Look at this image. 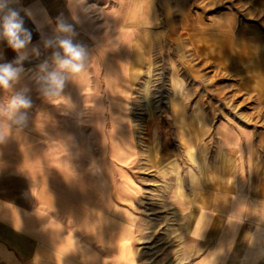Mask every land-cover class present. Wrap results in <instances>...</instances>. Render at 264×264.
<instances>
[{"label":"crops","instance_id":"crops-1","mask_svg":"<svg viewBox=\"0 0 264 264\" xmlns=\"http://www.w3.org/2000/svg\"><path fill=\"white\" fill-rule=\"evenodd\" d=\"M235 2L209 22L191 12L190 0H173L181 14L177 22L190 25L193 39L223 61L226 76L238 80L223 90L231 91V107L254 106L257 122L264 123V0ZM163 3L167 0H7L0 15L7 9L19 13L24 45L16 48L0 34V64L18 70L7 87L0 85V264H146L139 251L145 215L137 212L141 192L132 167L131 120L123 117L120 125V117L112 118L111 147L105 148L101 128L89 131L93 115L82 110L103 106L98 92L95 100L83 99L91 84H47L56 97L47 99L41 84L26 85L19 77L43 71L49 77L57 65L66 75L77 64L79 74L87 75L88 61L109 58L105 31L110 37L133 24L139 28L137 43L146 44V26L162 23V17L167 21ZM63 41L81 57L66 52ZM39 59L48 65L34 68ZM64 60L71 64L61 66ZM57 105L64 115L56 116ZM74 109L79 111L73 114ZM102 119L96 116L95 122ZM72 123L85 126L72 132L67 126ZM214 131L222 177L217 186L207 167L202 173L209 180L188 186L189 195L176 193L177 234L205 248L206 255L191 264H264V129L231 114ZM71 139L95 142L90 147L80 142L73 150L60 142Z\"/></svg>","mask_w":264,"mask_h":264},{"label":"rangeland","instance_id":"rangeland-1","mask_svg":"<svg viewBox=\"0 0 264 264\" xmlns=\"http://www.w3.org/2000/svg\"><path fill=\"white\" fill-rule=\"evenodd\" d=\"M235 1L190 0L191 12L203 15L210 22L236 6ZM164 10L167 13L166 23L162 17V23L146 26L145 38L141 35L146 44L140 39L141 43H137L139 28L131 26L133 24L120 27L110 37L105 31L104 49L105 53L108 51L109 58L105 55L104 60L88 61L85 67L87 75H81L80 70L73 68L65 75L57 65L49 77L43 74L44 71L29 72L19 77V81L26 85L41 84L47 99L56 98L55 93L47 88V84H53V76L60 81L59 85L91 84L92 90L88 88L83 99L95 100L93 94L98 92V104L103 99V106L82 110L84 115H93V121L90 120L93 123L86 124L89 131L101 128L105 148L111 147L110 137L116 125L112 118L120 117L117 120L121 121L120 125L125 121L123 117L131 120L136 137L132 167L141 192L137 212L145 215L140 256L146 264H191L205 256L206 252L204 247L197 246L185 235L177 234L179 220L174 216L177 210L176 193L185 196L190 190L188 186H200L204 179L209 180L208 173H202L207 167L212 171L210 179L216 177V185H219L224 162L217 154L214 131L217 121L232 114L242 117L247 125L253 127L264 129V123L257 122L254 106L231 107L233 102L227 100L231 91L226 93L223 90L235 87L233 82L238 80L235 76H226L223 61L214 54L209 56L207 45L198 44L196 38L193 39L190 25L185 27L177 22L181 14L176 12L173 0L162 4V16L165 15ZM131 36L132 41L136 39L133 43ZM143 46L145 51L140 49ZM130 56L132 59H128ZM47 62L46 59H39L34 68L47 66ZM70 94L78 100L75 97L77 93ZM64 111L56 106V116L64 115ZM77 111L79 109H74L73 114ZM96 116H102V124L95 122ZM67 126L75 132L85 124ZM60 142H64L65 148L73 150L82 141L71 139ZM94 142L84 140L82 143H88L90 147V143Z\"/></svg>","mask_w":264,"mask_h":264},{"label":"clouds","instance_id":"clouds-1","mask_svg":"<svg viewBox=\"0 0 264 264\" xmlns=\"http://www.w3.org/2000/svg\"><path fill=\"white\" fill-rule=\"evenodd\" d=\"M7 0H0V13H3L6 8ZM19 13L12 9H7L6 14L0 15V29H2V35L9 38V42L16 48L23 47L24 40L19 36V33L24 31L23 22L18 18ZM63 47L66 52L70 53L74 58L79 59L81 57V52L77 51L68 41H63ZM59 56V53H57ZM71 62L64 60L61 62V66L70 65ZM74 70H79V66L71 65ZM17 69H14L10 64H0V85L5 87L8 86L9 80L15 78L17 74ZM53 84L59 87L60 81L53 76ZM20 104L27 107L26 101H20ZM17 106V102L13 101V107Z\"/></svg>","mask_w":264,"mask_h":264}]
</instances>
